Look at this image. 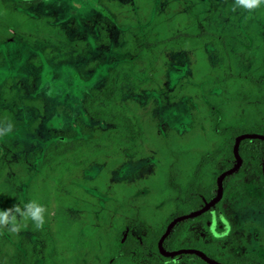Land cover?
Masks as SVG:
<instances>
[{"label": "rangeland", "instance_id": "obj_1", "mask_svg": "<svg viewBox=\"0 0 264 264\" xmlns=\"http://www.w3.org/2000/svg\"><path fill=\"white\" fill-rule=\"evenodd\" d=\"M16 2L0 0V133L12 125L0 134L9 158L0 177V210L35 201L45 208V220L37 227L14 214L13 226L0 227V264L16 261L25 244L43 246L44 234L60 264H86L88 247L80 245L86 228L100 232L109 218L130 212L169 214L172 207L161 201L170 197L167 178L173 184L189 174L196 158L219 142L212 105L227 119L244 109L236 98L250 87L243 77L264 76V6L247 10L235 0ZM198 27L230 37L231 64L242 79L220 82L226 60L217 40L185 37ZM160 38L168 42L147 48ZM114 70L124 77L119 103L139 121L142 136L118 166L95 165L64 177L65 196L54 174L41 182L43 145L78 120L93 135L105 129L84 115L81 102ZM224 208L236 242L216 245V254L234 252L264 264V183L253 176L232 181Z\"/></svg>", "mask_w": 264, "mask_h": 264}, {"label": "trees", "instance_id": "obj_2", "mask_svg": "<svg viewBox=\"0 0 264 264\" xmlns=\"http://www.w3.org/2000/svg\"><path fill=\"white\" fill-rule=\"evenodd\" d=\"M30 1L38 0H17L16 4L19 6ZM185 37L194 42L216 39L226 60V72L220 82L223 84L229 80L242 79L234 72L231 64L227 46L229 36H217L204 27H198L189 31L188 36L185 35ZM167 42V38L152 40L147 42V48H159ZM243 78L250 87L246 93L242 91L236 93V98L246 105L237 113V116L227 119L219 105H212L213 126L219 138L217 145L196 158L189 174L177 178L173 184L172 177L167 178V181L164 180L170 191V197L161 198V201H165L173 210L161 219L159 213L155 212L150 216L130 212L121 219L120 216L109 218L105 222L108 226L100 232L93 233L86 228L87 237L80 239V245L88 247V256L94 257L93 262L114 264L120 260L126 264H155L154 259L172 261L171 258L161 256L157 249V242L166 225L174 217L201 208L205 202L215 196L217 176L234 164L232 147L236 136L243 133L264 135V76L246 74ZM123 80L122 72L112 71L105 85L101 89L86 94L81 102L84 115L106 126L104 130L93 135L91 128L78 120L72 130L53 136L44 143L39 170L42 183L54 174V181L59 186L57 187L59 191L67 175L74 172L77 175L87 173L95 165L106 164L109 168L118 166L120 156L124 151L131 152V148L142 136V127L139 121L119 103L120 85ZM227 92V88H223L222 95H226ZM238 154L242 159V165L235 173L223 179L221 199L203 214L176 223L162 242L165 250L194 248L222 264H260L251 259H241L238 255L232 256L230 252L226 257L220 258L215 250L218 244L229 245L227 243L236 242L224 208L232 181H241L246 176H253L264 183L261 171V164L264 160V141L260 139L241 140L238 145ZM7 159H9L8 156L3 157V148L0 145V177L3 176L7 167ZM74 190L78 195L90 196L85 192L84 195L80 189ZM62 191L66 196L69 190L64 187ZM161 201L159 203H162ZM39 240H42L43 246L38 243L25 244L24 250L16 253V261L11 263L60 264L57 249L50 237L47 234L40 235ZM180 260L188 264H207L193 254L181 255Z\"/></svg>", "mask_w": 264, "mask_h": 264}, {"label": "water", "instance_id": "obj_3", "mask_svg": "<svg viewBox=\"0 0 264 264\" xmlns=\"http://www.w3.org/2000/svg\"><path fill=\"white\" fill-rule=\"evenodd\" d=\"M244 139H260V140L264 141V135L258 134V133H243V134H240V135L235 137L233 147H232V153L234 156V164L232 165V167L222 171L217 176L215 196L210 201L205 202V204L201 208H199L195 211H191L189 213L177 216L167 224L163 234L160 236V238L157 242L158 251L162 256L172 257V256L180 255V254H193V255H196L197 257H199L201 260H203L207 264H221V263L209 258L208 256H206L202 251L197 250V249H193V248L179 249V250H174V251H166L162 247V242L176 223L183 221V220L190 219V218H194V217H197V216L203 214L204 212L209 210L212 206H214L221 199L222 193H223V187H222L223 179L226 176H229V175L235 173L240 168V166L242 164V159L238 154V145H239L240 141L244 140ZM261 170H262V173L264 176V160L261 164Z\"/></svg>", "mask_w": 264, "mask_h": 264}, {"label": "clouds", "instance_id": "obj_4", "mask_svg": "<svg viewBox=\"0 0 264 264\" xmlns=\"http://www.w3.org/2000/svg\"><path fill=\"white\" fill-rule=\"evenodd\" d=\"M235 6L252 10L264 6V0H235ZM11 128L12 125L8 124L0 134L10 132ZM44 213L45 208L35 201L25 204L23 209L14 205L11 209L0 210V227L6 225L13 226L15 224L14 214H19L26 219H30L37 227H40L45 220Z\"/></svg>", "mask_w": 264, "mask_h": 264}, {"label": "flooded vegetation", "instance_id": "obj_5", "mask_svg": "<svg viewBox=\"0 0 264 264\" xmlns=\"http://www.w3.org/2000/svg\"><path fill=\"white\" fill-rule=\"evenodd\" d=\"M242 165V164H241ZM232 167V166H231ZM241 167V166H240ZM262 171V170H261ZM222 195H223V193H222ZM173 209H171V211H172ZM162 211V210H161ZM170 211V212H171ZM175 218V217H174ZM173 218V219H174ZM167 226V225H166ZM119 227H120V225H119ZM158 249V248H157ZM164 249V248H163ZM181 249H187V248H181ZM194 249V248H193ZM165 250V249H164ZM177 250H179V249H177ZM198 250V249H197ZM167 251V250H166ZM174 251V250H173ZM159 252V251H158ZM160 254V253H159ZM205 254V253H204ZM161 255V254H160ZM181 255H184V254H180V255H176V256H172V257H165V256H163V257H165V258H171V262H169V261H162L161 259H154L153 261H155V264H188L187 262H184V261H181L180 259H181ZM206 255V254H205ZM226 255H228V253L226 254ZM226 255L225 256H219V255H217L218 257H220V258H224V257H226ZM162 256V255H161ZM207 256V255H206ZM232 256H237V254H235L234 252L232 253ZM93 260H94V257H88V260H87V263L86 264H96L95 262H93ZM214 260V259H213ZM110 261H112V259L110 260ZM216 261V260H215ZM217 262H219V261H217ZM220 263V262H219ZM259 263V262H258ZM114 264H126V263H124V262H122V261H117V262H115ZM222 264V263H221Z\"/></svg>", "mask_w": 264, "mask_h": 264}]
</instances>
